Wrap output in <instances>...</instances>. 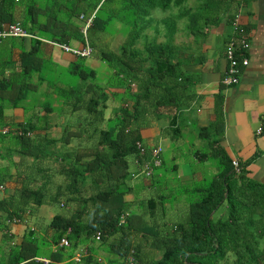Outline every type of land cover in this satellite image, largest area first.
Listing matches in <instances>:
<instances>
[{
  "label": "trees",
  "instance_id": "obj_1",
  "mask_svg": "<svg viewBox=\"0 0 264 264\" xmlns=\"http://www.w3.org/2000/svg\"><path fill=\"white\" fill-rule=\"evenodd\" d=\"M183 2L90 0L83 8L77 0L75 6H66V21L40 23L49 31L48 35L42 32L49 40L83 43L84 36L108 74L94 81L96 71L82 64L84 57H77L69 70L77 81L55 89V80L46 82L56 98L68 106L57 134L50 133L49 109L39 117L44 121L42 127L28 121L6 127V133L0 131L5 147L0 155L5 162L0 166V181L6 176L19 178V187L0 198V228L7 240L0 264H43L33 260L38 256L48 259L47 264H128L129 257L130 264H264V184L246 179L240 169L235 172L225 155L211 153L208 148L200 151L198 158L218 154L222 161L219 171L204 184L184 189L175 174V156L166 160V152L159 151L154 163L151 151L156 145L147 146L140 134L151 121L173 122L175 111L160 108L178 111L192 97L193 90L181 68L184 60L177 57L179 46L170 39L174 23L162 20V26L171 30L163 35L166 40L156 42L159 31L155 28L159 29L150 17L155 7L166 10ZM16 5L23 7L24 16L39 7L24 0H0V29L15 22ZM103 5L114 6L108 17L99 12ZM120 7L128 10L132 24L125 39L116 51L96 49L99 38L94 42L88 32L104 33L109 21L122 19L116 15ZM94 9L83 35L78 15L86 17ZM181 14L171 18H182ZM22 20L19 23L24 30L32 32L26 22L36 28L33 19ZM48 22L65 28L56 34L60 32L48 28ZM151 22L155 33L148 37L144 30ZM68 25L74 29L69 31ZM140 36L142 40H137ZM32 50L20 53L18 76L9 82L0 78V129L4 108L21 104L29 91V79L40 70ZM200 131L208 134L204 127ZM144 167L150 169L148 175ZM166 172L172 174L169 184L163 177ZM176 185L182 187L177 192ZM145 188L154 195L144 194ZM183 193L184 210L178 219L171 223L159 220L169 205L170 211L177 209L172 202ZM53 203L64 212L51 215L47 223L29 224L34 207ZM11 223L25 225L18 242H10L13 235L7 234ZM62 237L67 246L57 245ZM75 253L79 254L77 262L73 260Z\"/></svg>",
  "mask_w": 264,
  "mask_h": 264
},
{
  "label": "crops",
  "instance_id": "obj_2",
  "mask_svg": "<svg viewBox=\"0 0 264 264\" xmlns=\"http://www.w3.org/2000/svg\"><path fill=\"white\" fill-rule=\"evenodd\" d=\"M83 1L87 0H80V2ZM24 2L32 3L35 6L39 5V7L34 10L35 13L32 12L35 15L27 9L29 14L27 13L26 17L23 7L16 5L15 22L12 23L18 25L25 32V36L2 37L0 39V78L9 82L10 78L18 76L21 68L20 53L31 51V49L35 51L34 64L38 65L40 70L29 79L31 81L28 86L29 91L21 104L4 108L2 113L4 125L0 131L6 127H17L28 121L42 127L44 121L39 117H44L45 110L49 109L48 117L51 115L50 113H55V117H49L47 120L48 126L52 127L51 133L53 129L58 130L57 127L64 123L65 113L68 112L67 105L56 98L53 88L70 85L68 80L61 79V74L65 73L70 77L74 75L69 70L76 62L77 57L59 49L52 43L65 42L47 39L42 32L48 35L49 31H46L47 28L41 26L40 23L52 20L66 21L68 12L66 6H70V4L75 6L77 0H24ZM194 2H196V6H194ZM183 4L182 10L169 13V15L181 12V15L184 14L182 18L188 17L189 26L196 20L202 22V24L198 23L197 34L190 32L186 38L190 43L189 46L194 47V50L187 49L184 51V55L180 53L177 56L186 60L181 68L184 69L185 81L189 82L193 90L192 97L186 99L188 101H184L183 108H179L178 111L171 108H160L161 110L167 109L171 113L175 111V119L171 123L164 119L163 125L167 127L166 130H162V126L159 125L160 120L151 121L148 127L140 130L141 137L149 147H152L151 141L155 136L163 137L166 131H169L166 135H168V141L172 142L170 144L172 147L176 146L178 139L180 141L184 139V151L181 152V155H184V160L179 161L176 157L173 158L176 177L179 183L184 185V189L200 183V180L204 184L208 177L219 171V165L221 166L222 163L219 160V153V155H225L230 162L232 159L236 160L246 179L264 184V0H184ZM50 5L54 6L51 8ZM62 5L64 6L62 7ZM168 9L171 10V7ZM166 10H163L164 13ZM95 11L96 9L89 14L94 15ZM23 16L24 20H34L36 28L26 22L27 26L32 28V32L26 31L20 26L19 21ZM78 18H81L80 15ZM233 19L236 21V26L246 34L248 45L241 55L246 58L247 64L240 67L238 82L226 86L221 84L220 79L226 67L223 56L225 44L235 33ZM75 20L73 18V23H76ZM55 23L48 22L47 27L54 32H60L56 34H61L65 27H62L61 24H59L60 27H53ZM160 26L162 30L160 36L165 35L164 31L171 30V28L166 29L162 24ZM68 28L69 31L74 29L71 25H68ZM175 30V28L172 30L171 36L176 33ZM183 38L184 36L177 40ZM82 40L84 41L86 38L83 36ZM178 41L172 38V42ZM65 44L78 47L81 43L69 40ZM182 56L184 57L182 58ZM82 64L95 70L102 78L108 74L106 65L92 53L89 57L84 58ZM49 72L53 73V76L47 78ZM54 80L56 83L53 88L46 87V82L53 83ZM12 88V92H15L16 87ZM38 90L40 93L42 92L41 95H29L31 91L36 93ZM176 127L188 129L183 133L184 136L179 134L180 131H177V136H172V133L175 134L173 129ZM200 127H214L209 130L212 136L206 142H210L212 145L211 148L209 147L211 153L217 152L218 154L216 157L209 156L213 158L209 164L208 159L200 160L198 158L200 155L198 149H189L190 146H193L192 141L195 140L194 137L197 133L195 130ZM52 135L54 134L52 133ZM207 135L204 136L205 139L209 138ZM4 149V144L0 142V155ZM3 164L5 162L0 158V166ZM18 182L19 178L6 176L4 181H0L3 185V188H0L2 195L13 193L19 187ZM24 230L25 225L22 223L9 224L7 234L13 235L10 242H18ZM4 231L0 228V253L7 249L6 237L3 238Z\"/></svg>",
  "mask_w": 264,
  "mask_h": 264
},
{
  "label": "rangeland",
  "instance_id": "obj_3",
  "mask_svg": "<svg viewBox=\"0 0 264 264\" xmlns=\"http://www.w3.org/2000/svg\"><path fill=\"white\" fill-rule=\"evenodd\" d=\"M90 0H87V1H83L80 3V5L83 7V8H86V5L88 4ZM121 6V4H120ZM194 6H196V2H194ZM114 8V6H109V7H105L104 8V5L102 7V9H100V13L102 14V16H109V12ZM182 8H184V4L181 5V6H174L168 10L164 11L161 10V8H158V7H155L152 9V11L150 12V17L151 18H154V20H157L158 22L156 23L157 24V27L159 30H157L155 28V31H159L156 36H155V41H164L166 40V38L162 36H160V32L162 31L161 30V22L162 20L163 21H172V23H174V28L176 29L175 30V34L171 36L170 39H175L176 41H178L177 39H181L182 36H184V38L182 40H179L178 42H172V43H175V46L178 47L179 46V50L180 53H182L184 55V51L187 50V49H191V50H194L193 48L194 47H190L189 46V42H187V35L191 32V33H194V34H197V30H198V23L202 24L201 21L199 20H196L195 23H193L192 25L189 26V21H188V17L186 16V19L185 18H171V15H169V13H174V12H177L179 10H182ZM118 9V6L117 8ZM82 14V13H80ZM89 15V14H88ZM116 15H118V17H123L122 19H118V20H111L109 21V24L106 25V30L104 33H100L99 31H95V30H91L88 32V35L91 37V39H95L94 42H96V38H99V42H100V45L99 44H96V45H99V47H95L96 49L98 48H101V49H104V50H109V51H116L118 46L120 45V43L125 39V36H126V32H128V29H129V25H132L130 20H129V17L128 15H130V13H128V10H126L125 8H121L116 12ZM147 18V16L145 17V19ZM157 18V19H156ZM191 18V17H190ZM79 19V18H78ZM82 19V18H80ZM83 21V19H82ZM114 21H117V22H114ZM138 26V25H137ZM192 26V27H191ZM193 28V30H191V28ZM154 23L151 22V27L149 28H146L144 30V32L148 35V37H151L154 33ZM163 34L165 35H168L169 33H167V30L163 32ZM142 36V35H141ZM141 36L137 39V40H142ZM160 36V37H159ZM161 37H163V39H161ZM136 40V42H137ZM169 40V39H168ZM139 43L136 45L140 46V41H138ZM183 50V51H182ZM177 56V54H176ZM179 56V54H178ZM184 56H182L183 58ZM185 60V59H184ZM186 61V60H185ZM53 76V73H48L47 75V78L49 77H52ZM61 79L62 80H68V82L70 84L74 83L75 81H77V79H75V76H68L66 75L65 73H62L61 74ZM89 80L92 81V78H88ZM96 80H101L102 77H99V75L97 74H94V78L93 80L95 81ZM81 81V80H80ZM80 84V83H79ZM192 89V88H191ZM184 92H187L186 90ZM28 94V93H27ZM30 94H33V95H38L39 94L41 95L42 92L40 93L39 90L34 93L33 91H31ZM45 96H46V93H45ZM46 101H47V98H46ZM114 105L116 104L117 106V103L116 102H113ZM68 107V106H67ZM107 114L108 112V109L105 111ZM51 115L49 117L52 118V116L55 117V113H50ZM164 120H160L159 122V125L163 127L164 130H166L165 128L167 127H164ZM159 128V127H158ZM206 129V131L208 132V135L207 137L209 138H206L205 139V135L204 133H202L200 131V128L198 130H195V132L197 131L195 137H194V142L192 141V145L193 146H190L189 149H193V148H196L198 149V151H206L209 147L211 148V144L210 142L207 143L206 141L208 139L211 138V133L209 132V130L211 129L210 127H204ZM176 130H174V133L177 135V131H180L179 134H182L184 136L183 133L186 132V130L188 129H184L183 127H177L175 128ZM58 130L56 129H53L52 132H51V135L52 133L53 134H57ZM169 131H166V134H168ZM164 135L163 137H157L155 136L153 139H152V143L155 144L156 146L158 145L160 147V152L161 154L165 151L166 154L163 155V157L166 159V160H169L170 156L171 155H174L176 157V159H178L179 161L181 160H184V155H181V152L184 151V139L183 141H180L178 139V143L176 144L175 147H172L170 144L172 142H169L167 137L168 135ZM171 134V132H170ZM194 134V133H193ZM172 136H175L173 133H172ZM180 136V135H179ZM145 143V142H144ZM171 146V147H170ZM187 146V145H186ZM169 148H171L169 150ZM3 153V152H1ZM208 159V164L209 162H211V159L213 160V158H207ZM155 169V168H154ZM153 169V171H154ZM152 171V172H153ZM171 173L169 172H166L164 173V179H166V182L169 184L168 180H169V177H171ZM208 177V176H206ZM209 178V177H208ZM207 178V179H208ZM199 181V180H197ZM201 182V180L199 181ZM207 182V181H205ZM174 191L177 192L180 188L182 187H179L178 185H176L174 187ZM143 193L144 194H152L154 195V193L152 192L151 189H143ZM2 197V192L0 191V198ZM142 197H140L141 199ZM177 202L176 203H173L172 202V205L173 204H176V210L174 211L172 209V211L169 210L170 208V205L167 207L168 210L165 211V214L160 218L159 220H162L163 222H167V223H171L173 221H176L178 219V217L181 215V212L182 210H184V193L181 195L179 194L177 196ZM64 210L62 208H60L56 203H53V204H41L40 206L38 207H34L32 209V212H31V215L30 217L28 218L29 220V224L31 223H41V224H44V223H47L49 221V218H50V215H53L55 213H63ZM215 217V215H213V218Z\"/></svg>",
  "mask_w": 264,
  "mask_h": 264
},
{
  "label": "built area",
  "instance_id": "obj_4",
  "mask_svg": "<svg viewBox=\"0 0 264 264\" xmlns=\"http://www.w3.org/2000/svg\"><path fill=\"white\" fill-rule=\"evenodd\" d=\"M92 18V15L89 18H86L84 22V26L81 28V32L84 35L85 31L90 24V20ZM232 24L234 26V35L228 39L227 43L225 44L223 56L226 62V67L224 69V73L220 79L221 84L226 85V86H231L234 85L238 82L239 80V73H240V67H243L247 64V60L245 57L241 55V52L246 50L247 48V39H246V34L240 30L236 26V21L233 19ZM236 26V27H235ZM25 36V32L18 27V25L11 23L8 24L6 27H3L0 29V37H5V36ZM54 45H56L59 49L68 52L74 56H81V57H87L91 53V47L87 43L86 40L83 41V43L78 46V47H71L65 43H56L52 42ZM3 132L6 131V129H2ZM160 151L159 146L152 147V155L156 157V160L154 163H157V155ZM231 166L235 172H238L240 167L239 163L232 159L231 160ZM150 172V169L148 167H144V174L148 175ZM1 187V186H0ZM98 233L95 234L94 238L97 239ZM67 240L65 238H60L58 241V246H67ZM34 260H40L43 263H46L47 260L44 258H34ZM73 260L75 262L79 261V254L75 253L73 256ZM131 258L129 257L128 259V264L131 262Z\"/></svg>",
  "mask_w": 264,
  "mask_h": 264
},
{
  "label": "clouds",
  "instance_id": "obj_5",
  "mask_svg": "<svg viewBox=\"0 0 264 264\" xmlns=\"http://www.w3.org/2000/svg\"><path fill=\"white\" fill-rule=\"evenodd\" d=\"M92 14H89V15H87L86 17H84V20H83V25L81 26V28L84 26V22H85V20H86V18H89L90 16H91ZM80 17L81 18H83V16L80 14ZM92 17H93V15H92ZM92 19V18H91ZM90 23H91V20H90ZM90 26V24L88 25V27ZM87 27V28H88ZM81 30V29H80ZM86 32V31H85ZM82 44V43H81ZM80 44V45H81ZM73 47H76V46H73ZM91 55V54H90ZM89 55V56H90ZM89 56H87V57H89ZM75 57H80V56H75ZM84 58H86V57H84ZM3 129H6V128H3ZM7 131V130H6ZM6 131L5 132H3L2 130H1V132H3V133H6ZM0 188H3V185L2 184H0ZM57 245H58V243H57ZM74 256V255H73ZM34 258H42V257H34ZM34 258H33V260H34ZM44 259H46V258H44ZM47 260V262L46 263H43L42 261H40V260H34V261H39V262H41V263H43V264H47L48 263V259H46Z\"/></svg>",
  "mask_w": 264,
  "mask_h": 264
}]
</instances>
